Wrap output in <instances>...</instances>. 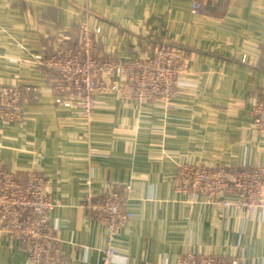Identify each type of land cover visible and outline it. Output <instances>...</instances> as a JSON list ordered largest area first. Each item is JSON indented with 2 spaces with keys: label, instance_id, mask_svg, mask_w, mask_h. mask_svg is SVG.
<instances>
[{
  "label": "crops",
  "instance_id": "0c3cea01",
  "mask_svg": "<svg viewBox=\"0 0 264 264\" xmlns=\"http://www.w3.org/2000/svg\"><path fill=\"white\" fill-rule=\"evenodd\" d=\"M85 25L101 29L108 58L182 49L191 74L174 108L112 94L84 119L56 105L45 61ZM0 84L39 89L23 122H0V161L21 178L33 170L49 180L54 249L66 264H102L107 228L83 205L89 181L98 194L131 186L133 219L116 237L115 264H174L194 250L264 264V210L190 204L177 190L186 164L264 166L252 118L264 98V0H0ZM0 264H29L23 241L1 230Z\"/></svg>",
  "mask_w": 264,
  "mask_h": 264
},
{
  "label": "built area",
  "instance_id": "2783aa9c",
  "mask_svg": "<svg viewBox=\"0 0 264 264\" xmlns=\"http://www.w3.org/2000/svg\"><path fill=\"white\" fill-rule=\"evenodd\" d=\"M194 10H199L197 4ZM101 29L82 27L80 38L63 35L45 64L57 74L48 88L56 105L72 108L79 117L90 119L102 103L100 95L119 94L138 103L163 102L174 108L171 101L191 74L185 52L177 47L161 45L133 60H113L106 57L97 43ZM43 60L42 55H36ZM39 93L32 86L0 84V122L17 123L25 120V105L29 95ZM253 125L264 136V98L254 99ZM178 191L190 204H221L237 206L249 212L264 209V166L240 167L230 172L224 166L183 165L179 170ZM49 180L33 170L24 177L11 172L0 161V230L21 239L30 264H66L54 249L57 227L48 217L56 204L49 194ZM130 185L110 187L96 192L92 183L83 205L93 212L107 228V245L102 264H115L118 256L115 240L121 229L133 219L127 210ZM238 197L235 205L229 197ZM174 264H244L241 253L219 255L190 251L179 255Z\"/></svg>",
  "mask_w": 264,
  "mask_h": 264
},
{
  "label": "rangeland",
  "instance_id": "374dc122",
  "mask_svg": "<svg viewBox=\"0 0 264 264\" xmlns=\"http://www.w3.org/2000/svg\"><path fill=\"white\" fill-rule=\"evenodd\" d=\"M77 43H79V40H80V38L79 37H77ZM111 59H113V58H111ZM113 60H117V59H113ZM56 77H58L57 76V74H56ZM106 95H112V94H105V95H100L99 97H104V96H106ZM158 102V101H157ZM135 103H138V102H135ZM147 103H151V102H147ZM138 104H145V103H138ZM24 111H25V108H24ZM25 114V116H26V113H24ZM225 167V166H224ZM230 172H233L234 171V169H236V168H238V167H236V168H234L233 170H230L228 167H226ZM179 182H180V180H179ZM186 200H187V198H186ZM229 200L231 201V202H233V204H237L238 203V201H239V199H238V197H236V198H234V197H229ZM217 205H221V204H219V203H217ZM226 207V206H225ZM230 207H232V208H234L236 211H245L246 212V214L248 215V216H252L255 212H249V211H247L246 209H244V208H242V207H237V206H230ZM259 210H264V209H259ZM258 211V210H257ZM30 264V263H29Z\"/></svg>",
  "mask_w": 264,
  "mask_h": 264
}]
</instances>
